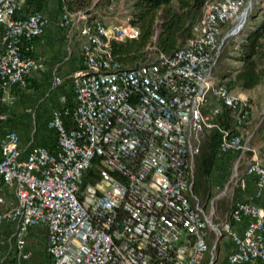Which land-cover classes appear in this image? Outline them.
Instances as JSON below:
<instances>
[{
	"label": "built area",
	"instance_id": "2783aa9c",
	"mask_svg": "<svg viewBox=\"0 0 264 264\" xmlns=\"http://www.w3.org/2000/svg\"><path fill=\"white\" fill-rule=\"evenodd\" d=\"M58 1L59 25L69 36L77 27L81 39L73 95L62 96L46 120L54 143L33 144L22 154L15 129L0 140V225L14 224L15 264L29 256L25 232L36 225L45 228L51 264L264 260V206L236 200L214 222V204L207 208L193 193V157L214 128L221 151L250 152L246 173L264 190V147L251 145L244 132L251 103L215 74L227 39L244 34L246 0L208 1L183 46L137 65L122 64L110 49L112 39L138 35L128 18L108 23ZM29 2L0 0V101L11 88H25L44 65L33 52L49 17L27 9ZM222 106L229 108L232 129L219 119ZM224 234L232 247L222 261L215 249Z\"/></svg>",
	"mask_w": 264,
	"mask_h": 264
},
{
	"label": "trees",
	"instance_id": "16d2710c",
	"mask_svg": "<svg viewBox=\"0 0 264 264\" xmlns=\"http://www.w3.org/2000/svg\"><path fill=\"white\" fill-rule=\"evenodd\" d=\"M127 1L126 17L138 28V35L124 40L112 39L110 49L113 56L122 64L137 65L147 56L149 46L168 54L183 46L193 36L194 26L202 15L203 7L210 0ZM41 4L42 0H30L29 8L38 10ZM64 4L68 11L88 10L92 0H64ZM248 21L252 23L247 24L243 37L238 42L235 59L240 64L233 69L234 77L231 80L241 88H252L264 78V19L255 21V14L252 15L250 9ZM219 119L224 127L229 129L234 127L229 108L226 106H222ZM261 129L262 125L250 133L251 145H254L252 141L256 140ZM220 140L221 132L217 128L210 130L203 137L201 149L195 159L196 179L193 181V187L197 186L198 189L203 188L205 191V185L209 183L208 174L215 159L225 157L229 153L220 150Z\"/></svg>",
	"mask_w": 264,
	"mask_h": 264
},
{
	"label": "crops",
	"instance_id": "0c3cea01",
	"mask_svg": "<svg viewBox=\"0 0 264 264\" xmlns=\"http://www.w3.org/2000/svg\"><path fill=\"white\" fill-rule=\"evenodd\" d=\"M29 6L30 2L27 9H33ZM39 10L45 13L47 10L46 0H42ZM50 22L49 19L44 33L36 39L33 52L44 62L43 67L33 71L29 77L28 84L35 89L25 92L23 90L25 88L13 87L11 89L17 90L18 93L24 92L25 109L17 108L16 116L11 117L10 120H4V118L0 121V140L8 128H14L19 135L22 154H25L33 144L53 145L54 131L46 126V120L52 110L62 104V96L67 99L72 97V74L80 67L79 41L81 37L77 44L75 43L73 47L69 46L68 43L63 42V29L60 26V28L52 27ZM239 95L242 96V94ZM17 101L16 99L15 102ZM244 132L246 131L244 130ZM246 167L247 165L241 173L240 190L235 194L234 200L254 201L264 206V190H260L253 175L246 173ZM7 196L9 199L13 198L10 191H7ZM246 222L247 218H244L237 224V228L240 231L243 230ZM13 229L14 224L12 223L0 225V264H15L16 262L15 245L10 239ZM25 240L29 256L21 260L22 264H51V258L46 249V232L43 226H30L25 232ZM227 244V250L218 253L219 259L222 261L229 248L232 247L230 239ZM258 264H264V260L259 261Z\"/></svg>",
	"mask_w": 264,
	"mask_h": 264
},
{
	"label": "rangeland",
	"instance_id": "374dc122",
	"mask_svg": "<svg viewBox=\"0 0 264 264\" xmlns=\"http://www.w3.org/2000/svg\"><path fill=\"white\" fill-rule=\"evenodd\" d=\"M60 2L61 1L58 0H46L47 10L45 11V13L48 14L52 27H61V29H63V42L68 43L69 46L73 47L75 43L77 44L80 35L77 32V27L73 29L74 31L72 35H64L67 33V29L59 25L60 14L63 4H61ZM107 2L108 0H92V5L89 6L88 10L91 11L93 16L104 17L106 20H110L108 21V23H117L118 21H122L127 18V0H114L113 10H109L106 7ZM246 4L248 5V11L252 9V15L255 14V21L264 19V0H246ZM248 23L251 24L252 22L248 21L247 24ZM247 24L245 28L247 27ZM61 29L59 30L61 31ZM242 37L243 35L236 36L233 39H227V41L222 47L220 58L215 67V74L221 78L222 82L225 83L230 88V90H232V92L242 94V96H245L250 101L252 106V112L250 120L244 128V130L246 131L245 136L250 135L253 130L262 125L261 131L258 132V135L255 138L256 140L252 141L255 146L261 148L264 147V78L260 83H258L252 88H241L237 83L231 82L234 77L233 69L239 64V61H235V54L237 53L238 42L242 39ZM156 52L157 51L154 46H149L146 57L154 56ZM56 81L57 78L55 79V82ZM33 89L35 88L27 84V86L23 90L25 92L29 90L31 91ZM24 92L18 93L17 90H10L9 95L4 100L0 101V109L5 114L4 120H10L11 117L16 116V114L18 113L17 108H20L21 110L25 109L24 103L26 97L24 95ZM16 99L18 100L17 102H15ZM207 133L208 132H206L202 136L201 141L199 142V150L201 149L203 137ZM198 152L194 155L192 161L194 180L196 179L195 159L198 155ZM248 156V152H246L244 157H239V154H235L231 151L227 153L225 157L216 158L211 168V171L208 174L209 183H206L207 185H205L206 190L204 191L203 188L198 189L197 186L193 187V193L196 194V196L200 199L202 203L206 205L207 208H209L211 204H214L216 208V215L218 217H215L213 219L214 222L217 221L219 217H221L229 209L230 205L234 201H236L234 200V196L240 190L241 173L248 163ZM210 235L214 237V234L212 232L210 233ZM212 237L209 240L210 245L212 244ZM228 240L229 236L227 234H224L218 240L215 249L217 253L224 252L227 250Z\"/></svg>",
	"mask_w": 264,
	"mask_h": 264
}]
</instances>
